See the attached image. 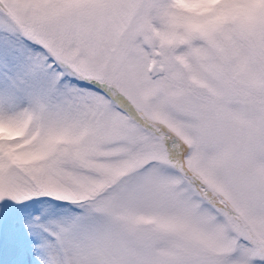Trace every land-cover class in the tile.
<instances>
[{
	"label": "snow or ice",
	"instance_id": "obj_1",
	"mask_svg": "<svg viewBox=\"0 0 264 264\" xmlns=\"http://www.w3.org/2000/svg\"><path fill=\"white\" fill-rule=\"evenodd\" d=\"M0 264H264V0H0Z\"/></svg>",
	"mask_w": 264,
	"mask_h": 264
}]
</instances>
